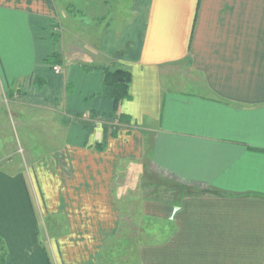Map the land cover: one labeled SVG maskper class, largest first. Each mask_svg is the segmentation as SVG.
<instances>
[{"label": "crops", "instance_id": "0c3cea01", "mask_svg": "<svg viewBox=\"0 0 264 264\" xmlns=\"http://www.w3.org/2000/svg\"><path fill=\"white\" fill-rule=\"evenodd\" d=\"M65 2L0 0V104L22 96L63 145L27 169L0 165V264L102 248L124 162L194 189L142 201L171 227L140 245V264H264V0H133L124 25L101 16L74 42ZM118 63L132 72L119 107L130 128L114 135L101 89L103 67ZM60 212L70 233L49 236L44 216Z\"/></svg>", "mask_w": 264, "mask_h": 264}, {"label": "rangeland", "instance_id": "374dc122", "mask_svg": "<svg viewBox=\"0 0 264 264\" xmlns=\"http://www.w3.org/2000/svg\"><path fill=\"white\" fill-rule=\"evenodd\" d=\"M67 1L65 3L73 16L71 22H66V31L73 28L72 32L70 31L71 36H67V41L71 42L75 40L74 31L78 33L85 24L96 25L103 19L101 16L106 18L104 24L108 19L114 18V28L124 25L132 16L133 0ZM58 29L59 27L54 29V34L56 49L60 50L63 39L62 29ZM12 96L6 94L0 104V165L13 162L11 167L21 166L27 169L33 160L51 158V153L55 151L59 153L63 145L58 143L57 137L46 125L32 119V112L25 106L22 96ZM104 119L99 121L104 124ZM49 122L51 123L50 119ZM123 123L125 122L119 119H111L107 126L114 131L123 127L130 128L122 125ZM44 161L46 166L47 161ZM173 186L168 177L156 174L145 163L143 167H138L132 162L122 163L114 179V222L102 223L103 226L111 227L100 232L104 239L102 248L90 247L86 255H82L86 250V246H83L82 252L80 251L82 254L78 251L72 255L71 262L65 264H140V245L157 241L160 232L171 227L170 222L164 219L144 215L142 201L154 197L156 200L175 202L182 192ZM68 222V218L61 212L54 217L44 216V223L46 226L49 224V236L60 238L70 233ZM110 230L113 231L109 232ZM45 233L47 232L44 231V236Z\"/></svg>", "mask_w": 264, "mask_h": 264}, {"label": "trees", "instance_id": "16d2710c", "mask_svg": "<svg viewBox=\"0 0 264 264\" xmlns=\"http://www.w3.org/2000/svg\"><path fill=\"white\" fill-rule=\"evenodd\" d=\"M61 61V56L58 51H53L49 56L45 58V62L54 67V64ZM103 71L105 73L104 80L102 83V94L107 98L113 101L114 109L113 112L108 115L109 119H119L124 121L123 114L119 111V107L121 103L130 98V84L132 81V72L121 66L117 65L114 68L103 67ZM96 117V116H93ZM104 129L107 130L108 127L104 126ZM112 133L116 135L117 131L114 129ZM106 147L105 142H98L94 145V148L98 150H102ZM174 188L178 191H181L182 194L191 193L194 191L189 187L184 185L173 184ZM172 188V189H174Z\"/></svg>", "mask_w": 264, "mask_h": 264}, {"label": "built area", "instance_id": "2783aa9c", "mask_svg": "<svg viewBox=\"0 0 264 264\" xmlns=\"http://www.w3.org/2000/svg\"><path fill=\"white\" fill-rule=\"evenodd\" d=\"M55 69H56L57 71H59L60 68H59L58 66H56Z\"/></svg>", "mask_w": 264, "mask_h": 264}]
</instances>
